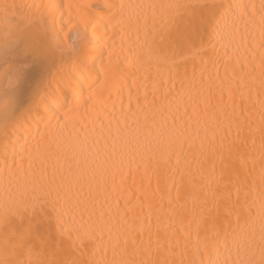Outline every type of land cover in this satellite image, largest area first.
Segmentation results:
<instances>
[{
  "label": "bare ground",
  "instance_id": "1",
  "mask_svg": "<svg viewBox=\"0 0 264 264\" xmlns=\"http://www.w3.org/2000/svg\"><path fill=\"white\" fill-rule=\"evenodd\" d=\"M16 2L41 4L47 3L48 0ZM54 2L65 5L62 9L65 19L69 13L75 19L78 12L97 18L115 13L116 17L120 18L119 10L109 11L106 8L108 4L158 5L176 0ZM224 2L234 5L255 2L258 5L260 0ZM68 5L94 7L78 10L75 7L69 8ZM137 11L141 16L139 24H133L131 27L110 26L107 30L105 39L114 41L116 50L122 51L130 61V69L114 87L104 89L94 103L90 101L89 114L83 118L88 128L80 133L82 138L87 137V159L77 156L75 162H72V150L65 146L60 154L53 153L46 164L48 176L55 171L59 180L60 173L68 175L67 170L71 163L74 177L83 178V192L80 196L82 203L66 204L63 199L54 201L49 198L44 205L47 209L44 227L57 239L61 238L63 232L66 248H71L73 244V241L68 239L69 229L73 230L71 235L74 239L80 234L75 231L77 228L83 232L88 228L104 227L103 238L96 240L98 247L107 243L108 228L112 229L113 237L117 232L137 230L145 240L151 234L154 242L159 239L162 244L167 243L170 249L168 259L175 261V264H180L181 261L189 264L193 260L199 264L201 259L214 260L217 255L221 260L229 255L232 259H237L232 236L228 239V249L221 245L219 253L213 251L211 256L203 248L200 253L196 252L198 238L203 241L206 237L212 238L215 231L223 233L226 229L238 237V243H243L245 236H251L253 252L259 259L261 233L258 187L253 193L255 199L250 198L248 201L251 205L250 211H245L237 224L235 213L229 215L236 204L235 187L229 183L227 174L220 178L218 163L216 174H212V158L209 155V159L205 161L200 154L199 145L205 132L211 136L213 129L216 130L217 142L229 130L228 138L236 139L237 124L242 119L243 112L251 122L253 134L249 135L246 127L241 132L240 139L247 141L246 146L242 145L241 151L251 152L254 157L253 177L258 186L262 167L259 128L261 114L264 113V85L261 83L264 77L261 76L259 68L261 49L258 47L260 17L257 15L248 21L246 39L241 41L237 37L236 44L239 47L236 52H232L227 38L220 42L219 38L210 39L206 33L197 37L193 43L183 46L169 44L167 41L161 43L160 34L153 30L152 10L142 8ZM127 12L126 9L125 18ZM158 13L159 10L157 15ZM60 19L58 11L57 25ZM241 28L243 30V25ZM225 46H228V52L233 57L231 60L225 54ZM237 58L248 63L244 83L239 90L236 84L240 76L239 67L236 65ZM96 69H101L99 61ZM91 75L95 79L97 71H93ZM100 79H103L102 71ZM154 83L157 85L155 89ZM82 95L85 98L88 96L86 82ZM77 119L81 117L78 115ZM39 127L43 130L44 125L40 124ZM93 127L96 132L89 135ZM172 127L187 137L194 138L195 147L189 150L185 146L184 153L177 147L175 151L179 155H173L171 160L165 163L160 154L166 146V138L161 134ZM36 130L37 125L33 122L31 133L35 135ZM24 134L23 130L17 133ZM193 154L196 156L195 160L192 159ZM8 164H12L11 157ZM39 180V169L29 176L20 173L19 176L6 177L5 161L0 157V213L3 212L6 202L19 196L26 181L32 183ZM75 190L74 186L73 191ZM229 191L232 193L231 200L227 198ZM241 198L243 202V194ZM99 235L97 232V237ZM4 240L5 233L0 228V249L3 248ZM74 255L79 258L80 251L77 250ZM84 255H91L88 248L85 249ZM47 258L61 259L63 253L53 257L49 252ZM107 258L112 259L111 251ZM23 259H28L27 254Z\"/></svg>",
  "mask_w": 264,
  "mask_h": 264
},
{
  "label": "snow or ice",
  "instance_id": "2",
  "mask_svg": "<svg viewBox=\"0 0 264 264\" xmlns=\"http://www.w3.org/2000/svg\"><path fill=\"white\" fill-rule=\"evenodd\" d=\"M64 7L54 0L41 4L0 0V157L5 161L6 177L19 176L20 173L29 176L36 169L40 173L39 181H26L19 196L3 205L0 228L5 233V240L0 249V264H175V261L168 259L170 249L167 243L162 244L159 239L154 242L151 234L145 240L137 230L117 232L113 237L112 229L108 228L107 243L98 247L96 240L103 238L104 227L88 228L83 232L77 228L75 231L80 234L74 239L71 235L73 230L69 229L68 239L73 244L71 248L64 247V233L57 239L44 227L47 215L44 205L49 198L54 201L63 199L66 204H81L83 178L74 177L71 163L67 176L60 173L58 180L57 172L54 171L49 177L46 164L53 153L60 154L65 146L72 150V162H75L77 156L87 159V137L82 138L80 133L88 128L83 118L89 114L90 101L94 103L104 89L114 87L130 69V61L122 51L116 50L114 41L105 39L110 26L131 27L139 24L141 16L137 10L147 8L152 10L153 30L160 34L161 43L167 41L169 44L183 46L193 43L197 37L206 33L210 39L219 38L220 42L227 38L232 52H236L239 47L236 44L237 37L241 41L246 39L248 21L258 15L261 21L259 68L264 77V0H260L258 5L255 2L234 5L224 0L106 5L109 11L118 9L120 18L115 13L97 18L78 12L75 19L71 13L65 19L62 12ZM67 7L79 10L94 6ZM126 9L128 12L125 18ZM58 11L61 15L59 25L56 21ZM144 18L146 20L147 16ZM225 54L229 60L233 58L228 52V46H225ZM97 61L100 62V70L96 69ZM236 65L240 73L236 80L239 90L244 83L248 63L237 58ZM93 71H97L95 79L91 75ZM100 71L103 72V79H100ZM233 71L235 73L236 69ZM85 82L88 84L86 98L82 95ZM261 83L264 85V80ZM156 86L154 83L153 88ZM78 115L81 119H77ZM241 117L237 124L236 139L228 138L229 130L217 142L216 130L213 129L211 136L205 132L199 148L205 161L211 156L212 174H216L218 163L220 178L227 174L229 183L235 187L236 204L229 215L235 213L237 224L242 214L250 211L248 201L250 198L255 199L253 193L258 187L261 233L259 259L253 252L251 236H245L244 242L238 243V237L225 229L223 233L215 231L212 238L206 237L203 241L198 238L196 252L200 253L203 248L209 256L213 251L219 253L221 245L228 249V239L232 236L238 258L232 259L229 255L221 260L217 255L214 260L201 259L199 264H264V113L261 114L259 128L262 167L258 186L253 177L254 157L251 152L241 151L242 145H247L246 140L240 139L241 132L246 127L248 134L252 135L253 129L243 112ZM33 122L37 125L35 135L31 133ZM40 124L44 125L43 130ZM21 130L25 134L17 135ZM95 132L93 127L89 135ZM161 135L166 138V146L160 154L165 163L173 155H179L175 151L177 147L181 153H184L185 146L189 150L195 147L194 138L187 137L175 127ZM10 157L11 165L8 164ZM192 159H196L194 154ZM227 198L231 200V191ZM97 232L100 233L99 237ZM86 248L91 252L87 257L84 255ZM77 250L81 254L79 258L74 255ZM109 251L112 259L107 258ZM49 252L53 257L62 252L63 258L48 259ZM25 254L27 260L23 259ZM189 264L197 262L193 260Z\"/></svg>",
  "mask_w": 264,
  "mask_h": 264
}]
</instances>
